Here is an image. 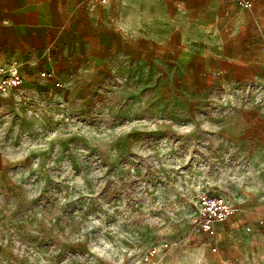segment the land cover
I'll return each mask as SVG.
<instances>
[{
	"label": "rangeland",
	"instance_id": "rangeland-1",
	"mask_svg": "<svg viewBox=\"0 0 264 264\" xmlns=\"http://www.w3.org/2000/svg\"><path fill=\"white\" fill-rule=\"evenodd\" d=\"M11 61L25 85L0 94V264H172L201 193L264 201L263 83L193 93L121 55Z\"/></svg>",
	"mask_w": 264,
	"mask_h": 264
},
{
	"label": "crops",
	"instance_id": "crops-1",
	"mask_svg": "<svg viewBox=\"0 0 264 264\" xmlns=\"http://www.w3.org/2000/svg\"><path fill=\"white\" fill-rule=\"evenodd\" d=\"M33 54L44 62L64 55L72 63L117 55L151 61L176 70L193 93L233 81L264 84V0L250 10L231 0H0V66ZM237 204L213 240L191 236L181 261L264 264V201Z\"/></svg>",
	"mask_w": 264,
	"mask_h": 264
},
{
	"label": "built area",
	"instance_id": "built-area-1",
	"mask_svg": "<svg viewBox=\"0 0 264 264\" xmlns=\"http://www.w3.org/2000/svg\"><path fill=\"white\" fill-rule=\"evenodd\" d=\"M112 0H101L106 4ZM236 6L250 10L253 9L258 0H231ZM44 77L54 76V71L43 72ZM25 85L22 69L17 61H9L0 66V94L5 95L13 89H22ZM58 86L61 83H57ZM237 209L231 199L226 195L213 192H203L198 196L197 209L192 218L193 235L206 236L213 240L219 231L221 224L234 217ZM217 251V247H213ZM159 255V249L153 246L145 255L143 262L150 263Z\"/></svg>",
	"mask_w": 264,
	"mask_h": 264
}]
</instances>
